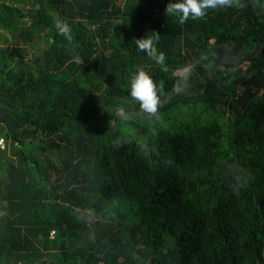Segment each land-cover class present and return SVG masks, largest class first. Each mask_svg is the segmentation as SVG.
Segmentation results:
<instances>
[{"label": "trees", "instance_id": "16d2710c", "mask_svg": "<svg viewBox=\"0 0 264 264\" xmlns=\"http://www.w3.org/2000/svg\"><path fill=\"white\" fill-rule=\"evenodd\" d=\"M169 2L0 0V264H264V0Z\"/></svg>", "mask_w": 264, "mask_h": 264}, {"label": "clouds", "instance_id": "9594fccd", "mask_svg": "<svg viewBox=\"0 0 264 264\" xmlns=\"http://www.w3.org/2000/svg\"><path fill=\"white\" fill-rule=\"evenodd\" d=\"M232 2L233 0H170L165 7V13L168 16L177 17L178 22L183 25L189 18L204 17L210 8L231 6ZM58 30L64 36H68L71 31L66 23L58 25ZM159 40L160 34L152 31L150 34L134 39V44L139 51L144 52L163 67L166 63V55L163 51L157 50L156 45ZM186 80L187 77H185ZM183 90L180 84L174 85L172 89L175 94H180ZM161 95L162 92L153 78L144 70L140 69L131 76L129 96L144 112L156 114L161 104Z\"/></svg>", "mask_w": 264, "mask_h": 264}, {"label": "rangeland", "instance_id": "374dc122", "mask_svg": "<svg viewBox=\"0 0 264 264\" xmlns=\"http://www.w3.org/2000/svg\"><path fill=\"white\" fill-rule=\"evenodd\" d=\"M24 21L28 24L29 23V20L28 19H24ZM3 47V44L0 42V48H2ZM11 47V45H9V48ZM0 143H1V141H0Z\"/></svg>", "mask_w": 264, "mask_h": 264}]
</instances>
